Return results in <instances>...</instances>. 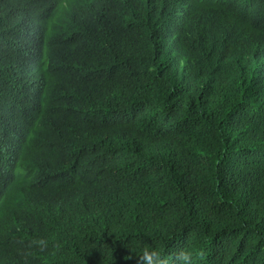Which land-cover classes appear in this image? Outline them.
Returning a JSON list of instances; mask_svg holds the SVG:
<instances>
[{
    "label": "clouds",
    "instance_id": "obj_1",
    "mask_svg": "<svg viewBox=\"0 0 264 264\" xmlns=\"http://www.w3.org/2000/svg\"><path fill=\"white\" fill-rule=\"evenodd\" d=\"M2 12L19 60L0 61V79L24 95L1 131V162H10L9 169L0 163V264H73L84 252L55 235L86 230L91 221L82 212L103 202L104 181L87 147L116 139L129 147L144 139L138 123L170 110L155 106L162 98L151 88L147 66L186 96L181 105L198 107L202 98L213 111L226 112L225 101L244 103L260 93L264 113V0H18ZM102 63L133 85L129 103L124 93L105 88ZM194 116L209 114L200 109ZM62 149L64 168L52 173L43 156ZM77 179L91 184V196L67 186ZM50 188L98 203L84 201L75 215ZM141 248V264H169L158 249L136 241ZM175 261L192 264L193 254L182 250Z\"/></svg>",
    "mask_w": 264,
    "mask_h": 264
},
{
    "label": "trees",
    "instance_id": "obj_2",
    "mask_svg": "<svg viewBox=\"0 0 264 264\" xmlns=\"http://www.w3.org/2000/svg\"><path fill=\"white\" fill-rule=\"evenodd\" d=\"M17 2L0 0V61L19 60L12 35L2 27L8 22V14L2 9ZM200 12L212 20L220 16L204 7ZM53 47L67 54L60 42ZM97 65L105 88L124 93L129 103L135 96L133 85L114 76L107 63ZM146 70L153 77L151 88L162 98L158 102L161 105L155 106L163 109V104L168 105L170 110L162 115L156 112L152 119L138 123L136 129L146 132L144 139L129 147L118 139L87 147L97 158V173L104 181L103 202L86 199L99 205L82 212L91 221L86 230L49 234L80 246L79 251L84 252L71 259L73 264H141L138 256L143 252L136 249V241L158 249L169 264H176L175 257L182 250L193 254L192 264H264L261 94L244 103L225 101L226 112L213 111L202 98L198 107L181 105L186 96L176 94L170 78L158 77L151 67ZM230 73L227 67L225 74ZM213 94L221 92L215 88ZM23 95L22 90H13L9 81L0 79V163L6 169L10 161L1 162V131L9 129V118L21 107L17 97ZM200 109L209 116H194ZM30 129L28 125L24 130ZM54 141L59 144L63 140L59 136ZM66 153L62 149L43 156L52 173L64 168ZM67 186L77 195H92L91 190L86 191L91 184L85 179ZM50 191L75 215L86 201L62 195L55 188Z\"/></svg>",
    "mask_w": 264,
    "mask_h": 264
}]
</instances>
